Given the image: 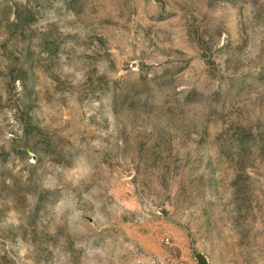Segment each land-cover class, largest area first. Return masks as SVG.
I'll use <instances>...</instances> for the list:
<instances>
[{
  "label": "rangeland",
  "instance_id": "374dc122",
  "mask_svg": "<svg viewBox=\"0 0 264 264\" xmlns=\"http://www.w3.org/2000/svg\"><path fill=\"white\" fill-rule=\"evenodd\" d=\"M0 264H264V0H0Z\"/></svg>",
  "mask_w": 264,
  "mask_h": 264
}]
</instances>
